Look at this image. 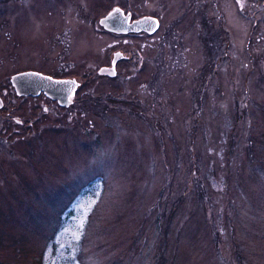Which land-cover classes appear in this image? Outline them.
Wrapping results in <instances>:
<instances>
[{
  "label": "rangeland",
  "instance_id": "obj_1",
  "mask_svg": "<svg viewBox=\"0 0 264 264\" xmlns=\"http://www.w3.org/2000/svg\"><path fill=\"white\" fill-rule=\"evenodd\" d=\"M243 2L201 52L209 78L192 49L161 71L148 45V78L83 83L103 100L69 106L27 175L1 159L0 264H264V4ZM22 18L26 59L43 18Z\"/></svg>",
  "mask_w": 264,
  "mask_h": 264
},
{
  "label": "flooded vegetation",
  "instance_id": "obj_2",
  "mask_svg": "<svg viewBox=\"0 0 264 264\" xmlns=\"http://www.w3.org/2000/svg\"><path fill=\"white\" fill-rule=\"evenodd\" d=\"M65 1L0 0V161L2 158L11 161L16 174L29 173L19 169L18 164L25 170L33 167L32 162L39 154L36 149L45 138L50 139L51 129L62 125L69 106L79 112L83 103L95 109L97 100H103L97 93L86 94L90 88L87 84L93 79L106 83L118 78H148V45L158 46L156 56L161 71L169 65V60L173 66L178 64L180 51L192 49L195 62L202 63L207 72L199 76L209 78L205 63L208 61L202 62L201 52L203 57L208 56L212 38L234 30L229 19L236 22L244 14V7L236 0H159L157 5L146 8L139 5L147 0H120L102 14L97 9V0H85L83 6H71L73 13L66 10L71 14L70 25L66 16L59 15L66 12ZM224 3L230 9L228 12ZM20 7L25 9L23 18L17 13ZM116 8L121 10L122 19L127 17V23L113 25L111 22L112 27L105 28L100 20ZM27 17L43 19L31 22L34 27L29 28V32L32 30L30 44L27 40L29 46L23 54L27 58L23 59L19 55L23 35L18 22ZM145 18L151 19L145 21ZM150 26L155 30H149ZM100 34H106L103 41L107 37L110 41L102 43ZM53 45L55 54H50ZM26 71L74 81L76 86L61 100L43 90L21 94L12 76ZM83 83L86 91L81 96L80 92L85 89ZM20 150L22 160L18 161L16 153Z\"/></svg>",
  "mask_w": 264,
  "mask_h": 264
},
{
  "label": "water",
  "instance_id": "obj_3",
  "mask_svg": "<svg viewBox=\"0 0 264 264\" xmlns=\"http://www.w3.org/2000/svg\"><path fill=\"white\" fill-rule=\"evenodd\" d=\"M112 12V11H111ZM108 16V15H107ZM106 17V16H105ZM104 17V18H105ZM100 20V23L102 20ZM105 28H111V20L107 23H101ZM14 78V84L18 92L22 93H32L34 91L43 90L48 96H51L54 99H66L70 94L76 84H64L60 83L65 80L57 79H48V76L40 75L34 72L26 71L15 74L12 76Z\"/></svg>",
  "mask_w": 264,
  "mask_h": 264
},
{
  "label": "snow or ice",
  "instance_id": "obj_4",
  "mask_svg": "<svg viewBox=\"0 0 264 264\" xmlns=\"http://www.w3.org/2000/svg\"><path fill=\"white\" fill-rule=\"evenodd\" d=\"M236 3L240 4L241 8L244 7V4L242 3V0H236ZM122 13H121V10L119 8H116V9H113L112 12H110L108 14V16H106L104 18V20L101 21V23H107L109 20H111L112 24L113 25H116V24H125L127 23V17H124L123 19L121 18L122 17ZM151 18H145V21L147 20H150ZM138 23V22H137ZM120 30H124V29H120ZM149 30L151 31H154L155 28L153 27H149ZM114 74V73H113ZM48 79H51V77H49ZM60 83H64V84H74L75 82L74 81H61Z\"/></svg>",
  "mask_w": 264,
  "mask_h": 264
}]
</instances>
